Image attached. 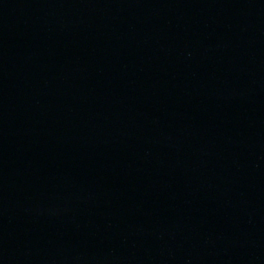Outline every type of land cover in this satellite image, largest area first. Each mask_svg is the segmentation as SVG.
Returning a JSON list of instances; mask_svg holds the SVG:
<instances>
[{"label": "water", "instance_id": "1", "mask_svg": "<svg viewBox=\"0 0 264 264\" xmlns=\"http://www.w3.org/2000/svg\"><path fill=\"white\" fill-rule=\"evenodd\" d=\"M0 264H264V0H0Z\"/></svg>", "mask_w": 264, "mask_h": 264}]
</instances>
